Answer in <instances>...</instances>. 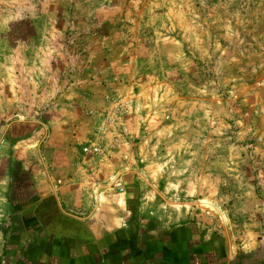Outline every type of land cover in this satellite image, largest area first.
Here are the masks:
<instances>
[{
    "label": "rangeland",
    "instance_id": "obj_1",
    "mask_svg": "<svg viewBox=\"0 0 264 264\" xmlns=\"http://www.w3.org/2000/svg\"><path fill=\"white\" fill-rule=\"evenodd\" d=\"M0 126L162 182L264 264V0H0Z\"/></svg>",
    "mask_w": 264,
    "mask_h": 264
},
{
    "label": "crops",
    "instance_id": "obj_2",
    "mask_svg": "<svg viewBox=\"0 0 264 264\" xmlns=\"http://www.w3.org/2000/svg\"><path fill=\"white\" fill-rule=\"evenodd\" d=\"M84 153L55 160L0 126V264H230L220 232L162 182L145 174L113 185Z\"/></svg>",
    "mask_w": 264,
    "mask_h": 264
},
{
    "label": "built area",
    "instance_id": "obj_3",
    "mask_svg": "<svg viewBox=\"0 0 264 264\" xmlns=\"http://www.w3.org/2000/svg\"><path fill=\"white\" fill-rule=\"evenodd\" d=\"M84 152H85V153H90L88 148H85V149H84ZM116 184H120V183L117 182ZM118 187L121 188L120 185H118Z\"/></svg>",
    "mask_w": 264,
    "mask_h": 264
},
{
    "label": "bare ground",
    "instance_id": "obj_4",
    "mask_svg": "<svg viewBox=\"0 0 264 264\" xmlns=\"http://www.w3.org/2000/svg\"><path fill=\"white\" fill-rule=\"evenodd\" d=\"M203 204H205L206 206H208L210 209L214 210V208L212 206H210L209 204L203 202Z\"/></svg>",
    "mask_w": 264,
    "mask_h": 264
}]
</instances>
